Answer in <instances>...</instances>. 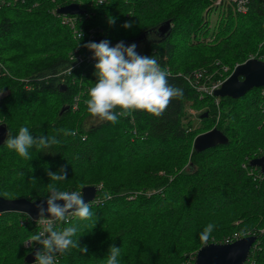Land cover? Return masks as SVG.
<instances>
[{"label": "trees", "instance_id": "1", "mask_svg": "<svg viewBox=\"0 0 264 264\" xmlns=\"http://www.w3.org/2000/svg\"><path fill=\"white\" fill-rule=\"evenodd\" d=\"M98 1L0 0L4 141L20 127L34 138L58 141L48 149L33 146L29 159L3 141L0 197L46 200L49 184L65 191L97 189L87 225L77 218L56 224L77 227L73 239L88 251L57 253L56 264H106L112 246L120 248V264H193L202 246L246 236L256 241L244 264H264V174L249 164L264 156V87L239 99L200 98L193 88L207 78L223 81L235 65L264 56V0H248L245 13L215 0ZM69 4L85 11L75 15L80 40L54 13ZM165 23L168 30L160 35ZM100 40L136 44L139 55L154 56L183 97L173 99L162 117L137 111L134 119L119 117L115 124L92 117L84 101L98 61L85 45ZM222 64L227 72L219 75ZM187 107L202 109L198 128L187 120ZM18 117L32 122L19 125ZM90 119L97 122L87 124ZM213 128L227 143L196 152L195 137ZM62 168L67 179L51 180L48 172ZM209 223L215 227L205 243L200 233ZM40 230L24 214H0V264H25L28 253L41 250L27 246Z\"/></svg>", "mask_w": 264, "mask_h": 264}, {"label": "clouds", "instance_id": "2", "mask_svg": "<svg viewBox=\"0 0 264 264\" xmlns=\"http://www.w3.org/2000/svg\"><path fill=\"white\" fill-rule=\"evenodd\" d=\"M110 23L114 20L110 19ZM131 23H125L124 28H130ZM82 33H78V39ZM94 53L96 81L88 89L87 99L84 101L88 113L99 121L113 124L119 117H132L137 111L146 112L154 117H162L173 99L183 97V89L168 82L169 72L163 69L154 56L139 55L136 44L125 46L121 41L110 46L107 40L89 42L85 45ZM74 59V57H73ZM66 135L75 133H65ZM7 148L14 150L20 157L29 159V149L35 146L38 150L48 149L58 143L53 136L33 137L28 127H20L16 136L8 135L4 141ZM53 181L67 179V171L60 173L48 172ZM49 195L44 204H37L38 223L42 230L32 235L28 245L39 244L41 250L35 252V264H56L55 255L63 254L70 248H77L80 252L88 251L87 247H80L76 236L78 228L75 226L58 229L57 222L69 223L71 218L81 221L92 218L89 203L84 201L80 191L60 190L54 184H49ZM7 195V193H5ZM105 198L110 194L105 193ZM63 202L58 203V202ZM94 227V226H93ZM215 225L209 223L200 233L202 242L211 237ZM230 243V241H228ZM120 248L112 246L109 249L106 264H120Z\"/></svg>", "mask_w": 264, "mask_h": 264}, {"label": "water", "instance_id": "3", "mask_svg": "<svg viewBox=\"0 0 264 264\" xmlns=\"http://www.w3.org/2000/svg\"><path fill=\"white\" fill-rule=\"evenodd\" d=\"M58 15H82L84 11L76 4L62 6L56 10ZM169 24L165 23L159 28V34L163 35L168 30ZM103 41V40H100ZM98 41V43L100 42ZM264 87V62L255 59L237 65L230 76L224 80L221 86L213 92L216 98L228 97L231 99H239L253 88ZM6 135L5 128L0 125V144L4 141ZM227 143L226 137L217 129L200 134L193 141V149L196 152L213 148L217 145ZM251 167L259 168L264 174V156L250 161ZM94 187L82 189V195L86 203H91L96 195ZM46 200L28 201L26 199H4L0 197V214L3 213H19L24 214L33 221L38 220L37 204H44ZM58 203H63L58 202ZM255 236H247L237 239L231 243H210L202 246L195 254L193 264H244L254 242ZM32 250L24 257L25 264H34L35 252Z\"/></svg>", "mask_w": 264, "mask_h": 264}, {"label": "built area", "instance_id": "4", "mask_svg": "<svg viewBox=\"0 0 264 264\" xmlns=\"http://www.w3.org/2000/svg\"><path fill=\"white\" fill-rule=\"evenodd\" d=\"M247 3H248V0H215L214 1L215 5H219V4L231 5L239 13H245V11H246L245 6H246ZM76 5H78V4H76ZM57 8H59V7H57ZM79 8H80V6H79ZM56 10L54 11V13H55L56 17L59 19L60 23L62 25H64V26L69 27L73 31L74 37L77 39L78 38V33H79L76 30V22H77V18L76 17L77 16L58 15L56 13ZM84 13H85V11H84ZM92 37H94V35H91L89 37L90 40H92ZM226 72H227L226 68L220 67L219 69H217V73L219 75L225 74ZM194 74L195 75L197 74L196 77L199 76L198 73H194ZM207 79H206L205 82H196V83H194L195 85L193 86V88H194L195 92L199 95L200 98H202L205 95L213 94L214 90L219 88L221 86V84L223 83V81L225 80V79L223 81L218 80L215 83H210ZM262 93H264V90H263ZM40 227H41V230H42L43 226L40 225ZM27 246H29L28 243H27Z\"/></svg>", "mask_w": 264, "mask_h": 264}, {"label": "rangeland", "instance_id": "5", "mask_svg": "<svg viewBox=\"0 0 264 264\" xmlns=\"http://www.w3.org/2000/svg\"><path fill=\"white\" fill-rule=\"evenodd\" d=\"M93 2V4H97L98 3V5H99V1L98 0H89V2L88 3H92ZM73 35V34H72ZM252 56H250L249 58H251ZM248 58V59H249ZM239 65V64H238ZM222 66H224L226 69L228 68L226 65H224V64H222ZM235 66H237V65H235ZM234 66V67H235ZM223 67V68H224ZM234 69V68H233ZM230 75V74H229ZM228 75V76H229ZM227 76V77H228ZM227 77L225 78V79H227ZM2 96V95H1ZM0 96V97H1ZM74 110H76V109H74ZM186 112H187V115H188V119L187 120H191L192 121V124H193V128H198L199 126H200V123H199V115L203 112L202 111V109H198V110H196V109H190L189 107H187L186 108ZM78 120V117H76V119L75 120H73V123L72 124H74V126L76 125L75 123H76V121ZM30 122H32L31 120H30V118H23V117H18V118H16V123H18L19 125H23V124H25V125H27V126H29V124H27V123H30ZM97 121L95 120V119H90L88 122H87V124H95ZM121 213H124V210H121L120 211ZM87 225V221H85V220H83V222H82V226L83 225ZM111 233V232H110ZM109 233V234H110ZM234 235V234H233ZM234 236H236V234L234 235ZM247 237V236H246Z\"/></svg>", "mask_w": 264, "mask_h": 264}, {"label": "bare ground", "instance_id": "6", "mask_svg": "<svg viewBox=\"0 0 264 264\" xmlns=\"http://www.w3.org/2000/svg\"><path fill=\"white\" fill-rule=\"evenodd\" d=\"M236 12H237V11H236ZM238 13H239V12H238ZM261 56H262V55H261ZM250 59H255V60H257V61L264 62V56H262L261 58H254V57L252 56L251 58H249V59H247V60H250ZM247 60H246V61H247ZM246 61H245V62H246ZM243 63H244V62H243ZM239 65H240V64H239ZM235 67H236V66H235ZM235 67H234V68H235ZM165 70H167V69H165ZM167 71H168V70H167ZM232 71H233V70H232ZM231 73H232V72H231ZM231 73H230V74H231ZM229 76H230V75H229ZM229 76H228V77H229ZM228 77H227V78H228ZM222 78H223V77H222ZM225 80H226V79H225ZM217 89H218V88H217ZM217 89H215V90H217ZM215 90H214V91H215ZM262 94H264V93H262ZM77 102H78L77 99H75V101L73 102V105H72V108H73V109H76V107H77ZM192 145H193V144H192ZM88 187H91V186H86V187H83V188H88ZM83 188H82V189H83ZM94 188H95V187H94ZM82 189L80 190L81 193H82ZM95 189H96V188H95ZM96 190H97V189H96ZM37 221H38V220H37Z\"/></svg>", "mask_w": 264, "mask_h": 264}]
</instances>
